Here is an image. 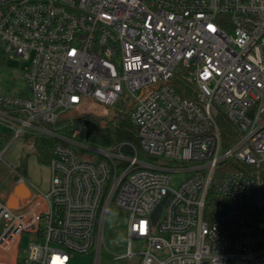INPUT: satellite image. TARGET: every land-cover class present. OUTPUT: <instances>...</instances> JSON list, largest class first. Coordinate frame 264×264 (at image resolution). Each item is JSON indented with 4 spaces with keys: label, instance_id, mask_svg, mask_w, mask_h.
I'll list each match as a JSON object with an SVG mask.
<instances>
[{
    "label": "built area",
    "instance_id": "1",
    "mask_svg": "<svg viewBox=\"0 0 264 264\" xmlns=\"http://www.w3.org/2000/svg\"><path fill=\"white\" fill-rule=\"evenodd\" d=\"M0 49L27 84L0 93V161L23 136L53 141L49 189L20 178L30 198L0 200V264H264V0H0ZM120 101L139 146L78 139L109 114L90 104Z\"/></svg>",
    "mask_w": 264,
    "mask_h": 264
},
{
    "label": "rangeland",
    "instance_id": "2",
    "mask_svg": "<svg viewBox=\"0 0 264 264\" xmlns=\"http://www.w3.org/2000/svg\"><path fill=\"white\" fill-rule=\"evenodd\" d=\"M0 93L4 94H13L19 95L26 88V80L24 78V68L26 63H23L19 57L13 56L8 57L6 55L0 56ZM177 72L181 73L179 69ZM89 108L94 112L104 115L107 112L111 116L110 110L117 112H126V102L120 101L115 105H100L94 107L89 105ZM113 113V114H114ZM87 119L84 120L85 132L79 134L78 139L86 143L87 145L100 148L106 145L96 142L90 139L88 135V126L86 124ZM2 128L0 127V130ZM40 138L36 135L21 137L14 142H12L10 148L8 149L5 155V161H0V200L5 202L8 197L12 194L15 184L20 178H24L27 185L34 191H47L50 186L51 180V171L49 163L40 161L37 154V139ZM136 146H139V141L134 143ZM82 155H92L96 157L97 154L89 150H79ZM142 157V154H141ZM150 159V157H146ZM26 163V171H20V167L23 163ZM12 164V166H8ZM182 173L174 174L172 178V185L176 186L179 182V179L182 178ZM28 200V199H27ZM16 206V205H14ZM126 215L125 213L117 206L113 205L106 216L105 222V240L108 248L115 254H121L125 251V248L116 245V242L125 244L127 241L126 238ZM4 229V222L0 223V235ZM32 234H25L22 238L21 243V257L25 255L23 253L24 249L29 246V243L32 241ZM114 255L105 251L103 262L109 261ZM93 255L89 254H79L74 253V256L71 258L70 264H92ZM123 260H112L107 264H123Z\"/></svg>",
    "mask_w": 264,
    "mask_h": 264
},
{
    "label": "trees",
    "instance_id": "3",
    "mask_svg": "<svg viewBox=\"0 0 264 264\" xmlns=\"http://www.w3.org/2000/svg\"><path fill=\"white\" fill-rule=\"evenodd\" d=\"M3 55L4 54L0 49V56ZM175 85L180 93H187L184 89L182 80L180 81L178 79ZM89 118H91L96 124V128L90 134V139L104 145H110L121 141L137 142L135 126L126 112L120 111L106 117L90 115ZM52 144V140L45 138L37 139V154L40 161L45 163L50 162L52 156ZM20 171H26L25 162L20 167Z\"/></svg>",
    "mask_w": 264,
    "mask_h": 264
},
{
    "label": "water",
    "instance_id": "4",
    "mask_svg": "<svg viewBox=\"0 0 264 264\" xmlns=\"http://www.w3.org/2000/svg\"><path fill=\"white\" fill-rule=\"evenodd\" d=\"M86 124L88 126V135H90L93 132V130L96 128V124L93 120H89V119L86 121ZM30 196H31V190L27 187V185L24 182L18 181V183L15 184L13 188V192L8 199V203L11 207H14V205H17L18 202L17 197H21L24 201H26L27 199L30 198ZM162 204L163 202L157 207L154 213L155 220L158 218L161 212Z\"/></svg>",
    "mask_w": 264,
    "mask_h": 264
}]
</instances>
